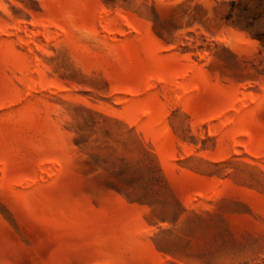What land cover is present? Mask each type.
Wrapping results in <instances>:
<instances>
[{
	"label": "rangeland",
	"instance_id": "1",
	"mask_svg": "<svg viewBox=\"0 0 264 264\" xmlns=\"http://www.w3.org/2000/svg\"><path fill=\"white\" fill-rule=\"evenodd\" d=\"M0 264H264V0H0Z\"/></svg>",
	"mask_w": 264,
	"mask_h": 264
}]
</instances>
